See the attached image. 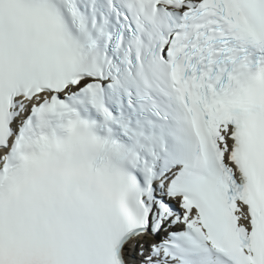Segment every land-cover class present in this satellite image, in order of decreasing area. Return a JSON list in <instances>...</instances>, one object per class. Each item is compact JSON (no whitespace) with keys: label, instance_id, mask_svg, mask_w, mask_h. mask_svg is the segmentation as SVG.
I'll list each match as a JSON object with an SVG mask.
<instances>
[{"label":"snow or ice","instance_id":"6c2138e0","mask_svg":"<svg viewBox=\"0 0 264 264\" xmlns=\"http://www.w3.org/2000/svg\"><path fill=\"white\" fill-rule=\"evenodd\" d=\"M0 264H264V0H0Z\"/></svg>","mask_w":264,"mask_h":264}]
</instances>
